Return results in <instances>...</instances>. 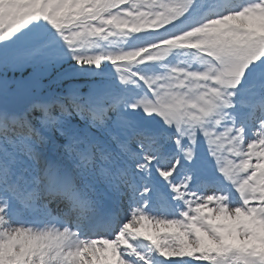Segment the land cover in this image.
<instances>
[{"label": "snow or ice", "instance_id": "1", "mask_svg": "<svg viewBox=\"0 0 264 264\" xmlns=\"http://www.w3.org/2000/svg\"><path fill=\"white\" fill-rule=\"evenodd\" d=\"M0 264H264V0H0Z\"/></svg>", "mask_w": 264, "mask_h": 264}]
</instances>
